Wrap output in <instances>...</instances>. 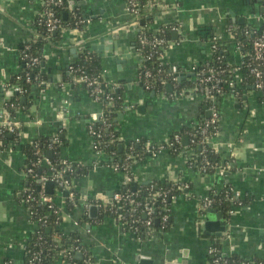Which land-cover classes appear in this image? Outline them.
Listing matches in <instances>:
<instances>
[{"label":"crops","instance_id":"1","mask_svg":"<svg viewBox=\"0 0 264 264\" xmlns=\"http://www.w3.org/2000/svg\"><path fill=\"white\" fill-rule=\"evenodd\" d=\"M83 1L85 4L80 5L90 20L85 31L66 29L59 40H50L41 49V71L48 79L45 86L32 87L28 97H21L29 109H19L13 118L19 124L20 142L63 137L62 159L84 170L78 187L86 202L102 204L124 186L123 173L111 167L107 153L94 148L88 130L90 120L101 110L100 104L86 86L72 81L68 74L83 48L100 60L106 85L121 94L116 122L123 143L138 139L160 144L217 112L218 132L209 146L220 155L221 167L213 174L194 169L189 163V149L178 154L166 150L132 164L134 185L162 182L183 186L172 202L169 230L152 239L127 231L113 217L98 220L100 211L97 219L89 218L91 223L81 225L82 207L70 212L65 197L54 188L51 195L64 214L60 228L66 234L77 231L80 235L83 249L77 253L81 258L76 253L74 260L77 264H136L138 257L149 264L178 259L208 264L211 237L221 239L227 254L264 260L261 95L250 86L240 99L232 94L213 97L192 89L183 96L168 98L144 90L138 79L137 28L125 0ZM42 4L43 0H0V112L9 80L23 69L22 47L38 37L34 21ZM263 15L264 0H161V6L149 12L146 19L150 21L144 25L150 30L177 25V30H171V44L162 61L179 70V77L184 79L180 82L193 80L195 71L209 60L210 42L205 37L210 35L224 44L225 59L237 68L235 76L240 82L238 68L244 55L232 30L245 26L256 31ZM26 166L20 144L0 152V264H24L26 245L37 228L24 202L30 187ZM223 190L239 194L242 206L234 205L225 219L226 235L211 236L205 231V223L215 221L216 215L207 217L202 200ZM87 214L89 217V209ZM59 264L74 262L60 260Z\"/></svg>","mask_w":264,"mask_h":264},{"label":"trees","instance_id":"2","mask_svg":"<svg viewBox=\"0 0 264 264\" xmlns=\"http://www.w3.org/2000/svg\"><path fill=\"white\" fill-rule=\"evenodd\" d=\"M83 0H63L61 5L50 3L46 4L45 2L42 4L38 15L35 18L34 26L37 32V39L34 42H30L27 45H24L21 50L20 62L22 63V71L18 74H15L9 80L6 86V104L3 105V112L8 114L11 118L16 117V113L19 109H23L28 111L29 106L23 105L21 103V97H28L32 87L42 88L43 85L40 83L44 81L46 83L48 77L45 73L41 71V49L48 41H57L61 38L62 29L58 28L57 30L50 32L48 30V18L46 16L47 11H52L55 16L60 19V27L76 29L82 31L85 29L84 24H79L78 21L82 18H88L83 13V8L80 5V2ZM142 3H146L147 0H140ZM150 11L143 10L141 12L142 18L145 20L146 24L150 21V19H146L149 16ZM173 26H163L164 33H160L159 36H165L167 39H170V34ZM146 36L151 37L152 31L147 30L145 32ZM233 39L235 42H238L241 46L243 54H251L252 46H251V37L252 32L249 28L245 26H241L237 28V30L232 31ZM208 42H210V58L209 60L199 67L197 71L194 73V79L188 82H180L179 77L171 73V68L169 65L159 62L156 59H145L142 64L144 69H149L152 72V76L147 79H142L139 82L142 86L146 82L150 83L153 88L149 92H154L155 94H159L160 92H168V84H171L175 87V91L185 92L187 89H194L195 86H200V80L205 78L210 71L218 75V72H221L219 77L224 81V94H233L236 98L240 99L242 95L246 92L247 87H253L254 80L253 76L250 73L247 64L251 62L249 56H245L243 58L242 64L239 66L240 72L242 74L240 82L237 81L236 78V67L228 65L225 54L223 43L219 42L218 39L214 40V35H210L205 37ZM215 45V48L212 46ZM140 48L138 41H136V50ZM166 46L158 48V51H165ZM149 52V48L142 50L143 54H147ZM27 54L28 58L23 60V55ZM32 57L38 58V64L32 65L28 67L26 62L30 60ZM73 70L69 69L68 74L72 81L78 80L82 75L81 71H84L86 74L91 75L92 77H100L104 83L103 93L101 94L100 106L101 110H103L104 116L98 122L94 123V129L102 134V137L107 142L106 151L108 153L115 152L117 155V160L124 162L127 158L128 161L133 164L136 160L140 158H144L148 156L145 152V142L144 140H140L137 143L135 140L130 141L128 143H123L119 132H118V123L116 122L117 112L120 111L122 106L121 94L115 90L109 88L108 85L104 82L102 76V68L101 62L97 58V56L91 51H86L83 54H80L79 60L75 62L73 65ZM81 69V71H75L76 69ZM158 70H161L158 73ZM198 75L197 80V74ZM179 73V70H178ZM159 79L165 80L166 83H161ZM18 89V91H17ZM20 91V92H19ZM205 91V90H204ZM204 93V92H203ZM107 96H111L112 100L108 99ZM260 101L264 103V96H261ZM1 113V112H0ZM207 120H204L198 123V126L205 124ZM198 127L189 128L184 130V132H180L178 134L188 136V139H194L195 143L191 144L192 148H194L197 156L192 164V167L200 172H202L201 168L204 166L207 169L206 174H213L217 168L221 167V158L218 153H216L209 144L201 145V135L197 133ZM218 130L217 128H208L207 135L214 136ZM185 133V134H184ZM174 134L171 137L173 138ZM100 142V141H99ZM20 144L26 156V164L31 166L33 163H37L38 159L46 156L48 151L52 152L51 161L56 165V168L62 166V157H61V146L65 144V140L61 136H56L55 138H44L42 140L35 141L33 143H21L20 142V130L11 135V138L7 136V134L1 135L0 133V152L9 149V146ZM123 145L122 149L119 148V145ZM190 144V140H189ZM51 146V148H50ZM132 147V149H131ZM178 146L174 143L173 150H170L171 153H178ZM39 150V154H35V151ZM203 151V152H202ZM202 152V153H201ZM208 161V164L206 162ZM74 172L71 175H68L69 180H73V191L76 194L75 200L73 202L67 201L66 205L70 212L74 211V209H80L83 212L81 216V225L91 223L92 221L89 219L88 214L84 213V203L86 202L85 196L82 195L81 189L78 187V179L82 177L84 170H79L76 165H72ZM34 174L36 177L29 176L30 187L28 188L29 192L32 193V197L38 199L39 198V190L37 187V180L42 174H47L48 169L43 165H39L37 167H33ZM181 188L179 184H167V183H154L146 186L139 185H129L128 187H122L118 192L120 193H131L132 198H130L126 202L121 203H110L109 206L104 208H100L99 219L106 216L113 217L115 213L123 212L126 216L131 214L133 218L139 220L138 227L139 230L136 232V235L140 238H144L146 235V227L141 223L144 219L142 207H135V202H143L151 193L161 192L162 194L167 195L166 203L162 202L161 198H158L154 201V218H155V226L158 230L162 229V232H166L169 230L171 225L170 215L172 207V197L178 196L181 193ZM224 190L218 195L211 194L208 198L213 200V208L221 211L225 217H229V212L235 209L236 206L232 205L230 202L225 201ZM54 193V191H53ZM53 195V194H52ZM25 197V195H24ZM82 201V202H81ZM89 204L93 202L88 201ZM167 205L170 208L169 212L163 211V207ZM29 211H35V215H32L33 220L37 223L38 219L47 220L46 226H39L37 223V228L35 233L33 234L31 240L27 243L25 249V263L29 264L28 260L31 259L34 253L38 254L37 259L34 260L33 264H59L60 260H64L62 256V252L64 250L68 251L70 249H75L72 257L66 259V262L77 264L74 260L75 255L78 250H82V243L80 239L79 233L73 232L66 234L60 227L61 221L63 217V211L61 209V215L54 213V210L49 209L47 206L43 205L40 201H33L27 204ZM109 208H113L115 213L111 214L108 210ZM168 214V221L163 227V224H160V219L163 214ZM159 220V221H158ZM158 221V225L156 224ZM163 227V228H162ZM211 243L215 244L216 247L220 248L222 251V244L219 241H214V237H211ZM222 258L228 262V264H239L243 260H250L247 258L239 257L236 254H222ZM211 260V258L209 257ZM208 259V260H209ZM257 259V258H255ZM259 260V259H258ZM78 264H83L79 262Z\"/></svg>","mask_w":264,"mask_h":264},{"label":"built area","instance_id":"3","mask_svg":"<svg viewBox=\"0 0 264 264\" xmlns=\"http://www.w3.org/2000/svg\"><path fill=\"white\" fill-rule=\"evenodd\" d=\"M44 2L46 4L54 3V4L61 5L63 3V0H43V3ZM125 2L127 5L128 13L130 17L133 18L134 24L137 28L136 38L140 46V48L137 50V53L139 55L140 62H141L139 66V71H138V79L140 81L142 79H147L152 76L151 70L144 69L143 64H142L143 60L156 59L159 62L163 63L162 58L164 56L165 51L168 49L169 45L171 44V41L170 39H167L165 36H159L160 33H164L163 27H160L156 30H150L148 26L141 24V21L143 20L141 12L143 10L152 11L155 8H159L161 6V0H147L146 3H142L140 0H125ZM46 16L48 18V30L50 32H53L57 30L58 28L62 29V31L69 29V28L60 27V19H58L52 11H47ZM261 21H262V25L260 29L256 31H251L253 34L251 37V46H252L251 54H243V55L244 57L249 56V58L251 59V62L247 64V67L249 68L250 73L253 76V80H254L253 89L256 92H258L261 96H264V15ZM89 22H90L89 18H85V19L82 18L81 20L78 21L79 24H84L85 27L88 25ZM177 29H178L177 25L172 27V30H177ZM147 30L152 31L153 34L151 37L146 36L145 32ZM83 31H85V29L82 30V32ZM232 31H235V30H232ZM215 39L217 38L215 37L214 40ZM164 46H166L167 48L165 51H158V48L164 47ZM241 46L242 45L239 44V48H241ZM146 48H149V52L147 54H143L142 50ZM212 48H215V45H213ZM86 51L87 50L81 48L79 55L85 53ZM27 58H28V55L25 54L23 55L22 59L25 60ZM35 64H38L37 57H32L30 58L29 61L26 62V65L28 67L35 65ZM170 68H171V73L179 77L178 69L175 66H170ZM70 69L73 70V66H70ZM75 71H81V69L78 68ZM160 71L161 70H158V73ZM81 73L82 75L78 79V82L83 83L88 89L91 97L97 103H99L101 99L100 96L103 93V86H104L103 81L99 79L100 77H92L91 75L86 74L84 71H81ZM217 74L218 75L210 71L208 75L205 76V78H202L200 80V86L199 87L195 86L194 89H192V91H196L200 93L204 92V93H207L209 96H213V97L225 95L224 94V81L222 80L221 77H219L221 72H218ZM198 75H200V72L197 74V80L199 78ZM159 80L161 81V83H166L165 80H162V79H159ZM193 80H196V78ZM40 84L43 86L46 85L44 81H42ZM168 85H171V84H168ZM142 87L144 90L148 92L151 91L153 88V86L148 82H146L144 86ZM188 91H191V89H187L185 92H182V91L178 92V91H175V87L173 86L172 91L160 92L159 94L166 96L168 98H176V97L183 96ZM107 98L112 100L111 96H107ZM6 102L7 100L3 102V105H5ZM103 116H104L103 110H100L97 116L96 117L94 116V118L90 120L89 125H88V130L91 136L93 137L94 148L107 153L111 167L115 171L123 173L124 187L126 188L129 185L133 184V178L131 176L132 164L128 161L129 158H127L124 162H121L117 160V155L115 152L108 153L106 151V146H107L106 140L103 139L102 134L100 132L94 129V123L102 119ZM218 122H219V116L217 112H215L212 114L211 118H209L205 122V124H202L200 126H198L197 124L194 127V128L198 127L196 131L199 135L202 136L201 140L199 141L201 145H205V143L209 144L212 138L215 137V135H217L218 130L216 134L212 137L207 135V129L211 127L217 128ZM17 129H19L18 122L15 121V119L11 118L8 114H5L3 110H1V113H0V133L1 135L5 133L7 134V136L12 135L17 131ZM189 140H190V144L188 143L187 145H185L183 143V138L181 137L180 134L177 133V134H174L172 139L171 137H169L160 144L145 142V152L150 157H156L166 150H169V151L173 150L172 147L175 143L178 146H180L178 148L179 149L178 153H181L188 149L190 150L191 155H189V159H190L189 163L192 166L197 154L195 153V150L194 148H192V145H191L195 143V140L191 138H189ZM135 141L137 143L140 142V140L138 139ZM39 153H40L39 150L35 151V154H39ZM206 164H208V161L206 162ZM39 165H43L44 167L48 169L47 174H42L38 178V180H40L41 182L40 188H38L39 198L36 199L32 197V193L29 192V190H27L24 194L25 195L24 202L27 205L28 203L33 202L35 200L40 201L43 205L47 206L49 209L54 210V213L60 216L61 208L55 203L54 197L45 191V187L49 182H52L54 184V188L60 191L65 197V201H64L65 203H67V201L73 202L75 200V195H76L72 187L74 183H73V180L71 181L67 177L68 175H71L74 172V169L72 166L73 164L70 163L68 160H62V166L59 168H56V165L53 164V162L51 161V157L48 158L47 156H45L43 158L38 159V162L36 164L33 163L31 164V166L29 165L26 166V173L28 177L29 176L36 177V175L34 174L33 167H37ZM201 170L203 173L207 172V169L204 166L201 168ZM219 170H220V167L216 169V171H219ZM182 187L183 186L180 185L181 190L183 189ZM65 192H66V195L64 194ZM224 196H225L224 197L225 201L230 202L232 205L242 206V201H240L239 199V194L233 193V191L231 190H226L224 192ZM130 198H132L131 193L118 192L113 195L112 199L107 200L106 202L102 204H99V203L98 204L96 203V204L99 206V210H100L101 207H104V208L108 207L109 206L108 204H110L111 202L112 203L126 202ZM158 198H161L162 202L166 203L167 195L165 193L162 194L161 192L151 193L149 197H147L143 202L138 201L134 203L135 207H142L144 219L141 223L146 227V235L143 239L156 238L158 237L160 232H162V229L161 230L157 229V227L155 226V222H154L155 221L154 201L157 200ZM175 198L176 196L172 197V201ZM212 204H213V200L208 197H205L204 200H202L203 210L205 211L207 209L213 208ZM90 205L88 204V202L84 204L85 214L87 213V210L89 209ZM170 208L167 207V205H165L163 207V211L168 213ZM108 210L110 211L111 214L115 213L113 208H109ZM231 212L232 211H230L229 214H231ZM29 213L31 217L32 215L34 216L36 214L35 211H31V212L29 211ZM167 213L163 214L160 219V224L161 225L163 224V227L165 226V224L167 223L169 219ZM225 218L228 219V217H225ZM114 219L117 220V222L121 223V225L127 231H130L136 234V232H138L139 230V227H138L139 220H137L136 218H133L131 214H128L126 216L123 212L115 213ZM37 223L39 224V226L43 227L47 225V220H42L41 218V219H38ZM75 224L77 225L78 222H75ZM213 240L216 242L219 241L221 243L220 238L214 237ZM74 251H76V248L70 249L68 251L64 250L61 254L63 258L65 257L66 258L62 260V262H66V259L68 257L70 259ZM77 252H81V250H78ZM222 254L225 255V252H223L220 248L216 247L212 241V243L210 244L208 248V256L211 258V260L209 259L208 264H228V262L222 258ZM37 257H38V254L34 253L31 259L28 260V263L33 264L34 260L37 259ZM88 260L89 259H86L85 261H88ZM165 264H181V263H179L177 260H171V261L166 262ZM239 264H264V260L262 259L243 260Z\"/></svg>","mask_w":264,"mask_h":264},{"label":"water","instance_id":"4","mask_svg":"<svg viewBox=\"0 0 264 264\" xmlns=\"http://www.w3.org/2000/svg\"><path fill=\"white\" fill-rule=\"evenodd\" d=\"M81 5H84L85 4V1H82L80 3ZM145 23V20H142L141 21V24H144ZM179 79H183L181 78V76L179 77ZM179 80V81H180ZM184 80V79H183ZM82 86H85L83 83H82ZM172 85H168V89L170 91H172ZM153 94H155L153 92ZM212 113V112H211ZM9 138H11V135H8ZM183 143L184 144H187L188 143V138H184L183 139ZM123 145H119V148L122 149ZM46 156L48 158H50L52 156V152L51 151H48ZM40 180H37V187L40 188ZM45 191L49 194H53V191H54V184L52 182H49L46 187H45ZM66 195V192L64 193ZM98 212H99V206L97 204H91L89 206V218L90 219H97L98 218ZM207 213V217L209 216V214H215L216 215V219L215 221H208L205 223V231L211 235V236H224L226 234V218L225 216L223 215V213L221 211H218L214 208H210V209H207L206 211ZM158 221H156V224L158 225ZM77 257L78 258H81V253H77ZM179 263L181 264H190V262L187 260H183V259H178L177 260ZM150 262H148V260H143L141 258H138L137 257V263L136 264H149Z\"/></svg>","mask_w":264,"mask_h":264}]
</instances>
